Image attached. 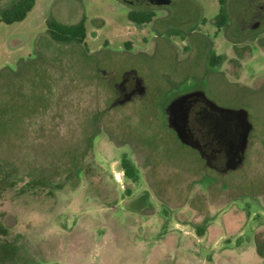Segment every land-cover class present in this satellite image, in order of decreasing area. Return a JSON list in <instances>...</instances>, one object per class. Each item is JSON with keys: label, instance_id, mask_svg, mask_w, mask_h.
<instances>
[{"label": "flooded vegetation", "instance_id": "obj_1", "mask_svg": "<svg viewBox=\"0 0 264 264\" xmlns=\"http://www.w3.org/2000/svg\"><path fill=\"white\" fill-rule=\"evenodd\" d=\"M117 1L127 15L153 13L147 22L127 20L149 26L156 37L162 30L168 32L182 45L177 47L183 57L167 41L148 42L145 36L136 48L127 42L117 50L101 45L108 60L107 70L99 69L110 72V94L94 102L93 130L71 155L69 180L63 176L57 182L60 188L67 186V192L60 190L51 202L47 195L36 199L35 209L42 213L31 218L43 229L55 211L74 203L80 210L76 223L84 222L85 227L79 241L89 242V251L92 237L87 241L84 235L121 234L126 250L133 252L124 264H156L151 257L167 251L183 264L180 259L190 252L180 243L183 230L168 227L167 221L191 225L198 236L235 234L249 216L238 199L247 196L264 205V134L255 132L248 109L264 106V0H214L213 15L206 18L195 0ZM142 44L156 47L154 56L142 51ZM130 53L140 55L138 64L125 57ZM148 57L158 58L155 67ZM181 75L195 77V84L163 104L149 98ZM175 100L182 109L170 123L169 108ZM109 153L117 157L119 176L106 159ZM65 166L61 163L58 171ZM0 172V181L9 183L13 196V171L0 165ZM42 181L48 186V179ZM214 214L218 224L213 223ZM260 252L264 222L234 244L226 239L218 256L211 258L217 264H223L221 258H230L224 264H261ZM90 258V252H80L73 264H106Z\"/></svg>", "mask_w": 264, "mask_h": 264}, {"label": "rangeland", "instance_id": "obj_2", "mask_svg": "<svg viewBox=\"0 0 264 264\" xmlns=\"http://www.w3.org/2000/svg\"><path fill=\"white\" fill-rule=\"evenodd\" d=\"M13 1L0 0V12ZM195 1L204 18L213 15L210 6L214 0ZM126 13V7L117 0H34L23 19L11 23L0 21V70L3 69L0 73V165L13 171V183L19 180L15 179L18 170L28 179L53 177L59 165L67 163L73 151L80 149L84 138L92 132L94 102L106 99L111 90L107 80L110 72L102 73L99 69L107 70V51L101 50L102 44L108 45V50H117L125 42L136 48L141 37L145 36L148 42L163 40L175 47L182 46L180 43L176 45L175 38L164 30L156 37L149 26H134L127 20ZM49 18L66 24L84 20L87 30L84 43L65 45L53 41L46 31ZM140 47L148 56H154L156 47L153 45L142 44ZM178 47L175 49L181 58L183 54ZM125 57L138 64L140 55L130 53ZM150 57L148 64L155 67L158 58ZM248 78L249 75L245 77ZM195 82V77L181 75L149 98L158 105L163 104L174 93ZM248 109L255 132L264 134V123H261L264 121V106ZM106 159L117 176L121 175L117 157L109 153ZM201 180L207 182L209 179L203 177ZM120 184L125 185L122 181ZM0 185V264H73L78 253L86 252V243L89 242H79L81 237L78 234L83 233L85 227L84 222L81 225L76 223L80 210L74 203L60 212L55 211L56 218L49 219L48 226L42 229L38 223L26 222L42 213L41 208L35 209L38 202L34 198H43L39 188H33L34 198L29 199L31 197L19 195L15 183L11 187L13 196L9 192V183L5 185L0 181ZM135 189L136 186L130 187V190ZM238 202L249 214L239 233L198 236L191 225H181L177 219L167 221L168 227L178 226L183 230L180 243L190 251L189 257L180 259L183 264H217L211 254L218 256V249L226 239L234 244L236 239L242 240L249 234L252 226L264 222V205L253 203L247 196ZM214 217L215 214L211 216ZM214 222L219 223L218 216ZM74 223L77 227L70 237L73 242L60 245L59 237L55 238L52 243L60 256L50 259L48 252L53 246L48 236L61 233L63 229L69 231L75 227ZM84 236L87 241L92 237L93 248L88 252L94 261L102 259L106 264H115L117 257L128 261L133 256H128L124 250L119 251V245L125 241L123 235L111 243V237L105 235ZM105 243L109 245L103 247ZM241 247L244 248L245 244ZM244 258L251 256L244 255ZM229 259L221 258L218 262L224 264Z\"/></svg>", "mask_w": 264, "mask_h": 264}, {"label": "trees", "instance_id": "obj_3", "mask_svg": "<svg viewBox=\"0 0 264 264\" xmlns=\"http://www.w3.org/2000/svg\"><path fill=\"white\" fill-rule=\"evenodd\" d=\"M33 3H34V0H15V1H13L12 3H10L8 6H6L0 12V21H4L6 23H11L13 21H19V20L23 19L25 17L26 13L33 6ZM152 14L153 13H142L140 15L139 14L136 15V13L129 12L127 16H128V19L130 21L136 22L139 24L141 22L149 21L151 19ZM46 25H47V28H46L47 34L49 35V37L53 41H55L57 43L83 44L85 41L86 35H87V30H86V26L84 24V20H79L78 22H75V23L66 24V23H61L59 21H56L53 18H49L46 21ZM21 63H23V61ZM25 63H27V62H25ZM18 69H20V68H18ZM1 70H3V69H1ZM1 70H0V73H1ZM18 71L19 70L15 71V72L17 73ZM15 72H13V74H15ZM71 158H72V160L67 162V166H65V171H63V172L58 171L56 173V175H54L53 177H49L48 178V180H49L48 186H45V187H42V184H43L42 178L41 179L24 178V177H22L24 173H21V170L16 171V173H15L16 178L15 179H19V180H16L14 182L16 184L14 186L18 187L19 190L17 192L19 193V195H25V196L31 197L29 199H33L34 197H32L33 195L31 193V191L33 190V188L38 187L39 188L38 192L41 193L40 196H46L47 195L49 197L50 202H51L52 198H54V197L58 198V196H59L58 192L60 190L64 191L65 188L67 189V186L60 188L59 185L57 184V182L63 176H64L65 180H69L70 175L72 173L71 170L74 167V157L71 156ZM36 185H38V186H36ZM16 199H19V198L16 197ZM34 200H36V199L34 198ZM30 220L33 221V219L30 218L29 220H26V222H29ZM76 227L77 226L72 227L70 232L64 231L65 233L61 232V233L54 234L53 236L52 235L48 236V238L50 239L49 241L51 242L50 244L53 246V248H50V250L48 252L50 259H56L57 257L59 258V256H60V252H58V250H56V248L54 246L55 244L52 243V241L55 238L57 239L59 237L58 239H59L60 245H66L67 242H68V245L71 244L73 242L72 240L70 241L71 232L75 231ZM72 235H74V233H72ZM118 236H121V234L114 235L113 238L111 237L109 243L113 242L115 238L117 239ZM132 239H134V237H132ZM136 239H135V241H136ZM119 247H120L119 251L124 250L127 254L128 253L133 254V252L126 250L125 241H123V243L120 244ZM85 251L88 252L89 248H85ZM82 252H83V250H82ZM106 255H108V253H106ZM260 256H261L260 260H261V264H262L263 259H264V252H260ZM117 259L118 260L116 261V263H118V264H124V261H126L125 258L122 260V257L121 258L117 257ZM151 259H154L155 261H157L156 264H159V263H161V264H173L174 262L177 264V257L172 256V253L168 252V251L167 252H161L156 258H154L152 256ZM128 260H130V258H128Z\"/></svg>", "mask_w": 264, "mask_h": 264}, {"label": "water", "instance_id": "obj_4", "mask_svg": "<svg viewBox=\"0 0 264 264\" xmlns=\"http://www.w3.org/2000/svg\"><path fill=\"white\" fill-rule=\"evenodd\" d=\"M180 104L181 103H178V100L177 101L175 100L174 102H172V105H170V108H169V121H170V123L173 122L174 117L176 115V112L180 111L182 109ZM244 139H245V132H242V134L239 138L240 144L243 143Z\"/></svg>", "mask_w": 264, "mask_h": 264}]
</instances>
